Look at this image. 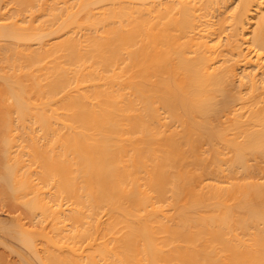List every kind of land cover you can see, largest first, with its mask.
<instances>
[{
    "label": "bare ground",
    "instance_id": "obj_1",
    "mask_svg": "<svg viewBox=\"0 0 264 264\" xmlns=\"http://www.w3.org/2000/svg\"><path fill=\"white\" fill-rule=\"evenodd\" d=\"M14 1L0 190L32 219L0 264H264V0Z\"/></svg>",
    "mask_w": 264,
    "mask_h": 264
},
{
    "label": "rangeland",
    "instance_id": "obj_2",
    "mask_svg": "<svg viewBox=\"0 0 264 264\" xmlns=\"http://www.w3.org/2000/svg\"><path fill=\"white\" fill-rule=\"evenodd\" d=\"M199 2H201V1H203V0H198ZM198 2V3H199ZM97 7V6H96ZM29 7L27 6L25 9H22V10H18L17 9V5H16V3H15V1L14 0H0V14H2V13H6V14H9V13H12V12H14L15 10H17V12L18 13H20L21 15H23V16H26V14H28L29 13V9H28ZM35 9V8H34ZM13 14V13H12ZM10 15V14H9ZM81 16V14L79 15V17ZM12 19V18H11ZM43 19H45V17L43 18ZM8 20V19H7ZM7 20H4V21H1V22H9V21H7ZM226 25V22H223V23H218V25H217V28H218V30L220 29V27H221V25ZM52 36H54V35H46L44 38H43V40H46V43L48 42V44L49 43H55L56 41H58L59 39H61V38H63L64 36H61V38H59V39H55V38H52ZM31 48H35V45H32V47ZM0 67H2L1 69H0V74H4V73H6V74H10V73H13L14 75H19V76H22L23 77V81H24V83H29V78L25 75V72H24V70H26V69H23V68H21V67H17V66H15L16 68H14V69H11L5 62H3V61H1L0 60ZM34 74L36 75V76H39L40 75V72H38L37 70L34 72ZM4 94V89H3V87L0 85V96L1 95H3ZM29 95H30V97L33 99V98H35L36 97V95L33 93V92H30L29 93ZM6 96V95H5ZM36 101V100H35ZM11 102V99L9 98L8 99V103H10ZM4 109V105L3 104H1L0 103V116L2 115V113H3V110ZM162 115H164V113L162 114ZM166 115V114H165ZM166 119H168V117L166 118ZM165 120V119H164ZM166 121H169V119L168 120H166ZM177 124V125H176ZM174 127H176L177 126V130L179 131V133H180V135L183 133V126H182V124H179V123H174ZM19 133H20V130L19 129H15L14 131H12V135H19ZM3 131L1 130L0 131V136H3ZM17 136H15V139H16V142H17V138H16ZM18 142H20V140H18ZM23 143V142H22ZM184 145V144H183ZM182 145V146H183ZM184 148H188V146H187V144L186 145H184L183 146V149ZM209 148V146L207 145V144H204V145H202V149H205V152L206 153H203V157H204V168L203 169H200L199 170V168H197V166L195 167L194 165H192V164H187V167H186V163L185 162H188L187 160H189L188 158L189 157H187V158H185L183 161L181 160V161H179V163L181 162V165L180 164H178L179 165V167H178V165H177V168L178 169H185V168H187V169H192V171H190L191 173H193V171H194V169H195V173H193V174H198L197 173V171H199V173L201 174V176H203V178L204 177H208V175L211 173V172H213L214 171V168H213V164H212V161H211V159H212V154L210 153V151H206V149H208ZM12 150H14V148H11L10 149V151H12ZM204 151V150H203ZM0 154H1V152H0ZM231 155V153L230 152H228V154L225 156V157H229ZM2 157H3V159H2ZM187 159V160H186ZM1 160H4L5 161V155H4V153L1 155V157H0V161ZM6 160H8V157L6 158ZM183 162V163H182ZM184 163H185V165H184ZM183 166V167H182ZM192 166V167H191ZM185 167V168H184ZM195 167V168H194ZM31 168L32 169H34V170H37L38 169V166L36 165V164H32L31 165ZM141 174H143V173H141ZM36 175H34L33 176V178L35 177ZM257 176H259V175H257ZM256 176V177H257ZM202 178V177H201ZM206 179V178H205ZM204 179V181H203V183H205L206 182V180ZM209 179V178H208ZM142 180L145 182V180L142 178ZM260 180H262L261 178H260ZM263 180H264V177H263ZM143 181H141V182H143ZM168 185H166V192H170V190H169V188H170V186H169V188L167 187ZM45 188H50V186L49 187H45ZM168 192V193H169ZM153 193V192H152ZM168 193H166V195L165 196H163L164 198H166V199H162L163 201H165V202H163L162 203V201H161V203H158L159 205L160 204H162V208L165 210V212H169V213H166V214H170V215H172V216H175V213H176V211L178 210V208H180V206H179V204H180V202H182L181 204H183V202H184V199L186 198V196H184V197H182V195H184V194H182L179 198L180 199H182V200H179V198H178V200H176V201H178L177 203L176 202H173L172 200V196H171V192L168 194ZM168 196V197H167ZM184 198V199H183ZM21 198L20 199H17V198H11V199H8V198H6L3 194H2V191L0 190V219H14V217L16 218V217H19V218H21L22 219V221L23 222H29V220L30 219H32V215L30 214L29 215V213H27L26 212V210H25V208H24V206H23V204L21 203ZM186 201V200H185ZM174 203V204H173ZM164 204V205H163ZM184 204H185V202H184ZM183 204V205H184ZM182 205V206H183ZM164 206V207H163ZM168 206H170V208H171V210L169 211V207ZM181 206V207H182ZM165 207H168V210L165 208ZM201 209V208H200ZM199 209V211H201ZM105 210V209H104ZM106 211V210H105ZM198 211V212H199ZM203 209H202V212H200V213H203ZM102 213H104V211H102ZM102 213H99L100 215L99 216H102L103 214ZM8 214V215H7ZM102 214V215H101ZM10 215V216H9ZM105 215L106 214H104L102 217L103 218H105L106 219V217H105ZM169 215V216H170ZM101 217V219H103ZM36 220V219H35ZM104 220V219H103ZM175 220V219H174ZM173 222V221H172ZM123 231H124V228L122 229ZM121 230V232H123ZM235 232H240V229L238 230H235ZM165 233V232H164ZM161 234H163V232H161ZM166 234V233H165ZM165 234H163L162 236H164ZM242 234V233H241ZM160 234L158 233V236H159ZM244 236V235H243ZM246 236V235H245ZM244 236V237H245ZM160 237H161V235H160ZM6 239H8V238H6ZM10 240V239H9ZM175 243H178V242H175ZM1 248H2V250H3V247L2 246H0V251H2L1 250ZM5 248V247H4ZM166 248H168V247H166ZM6 249V248H5ZM4 249V251H5V253H6V251L8 250V249H6L5 250ZM7 253L9 254V255H7V258H8V256H9V258L10 259H12L13 257L12 256H14V255H12L11 253H9L8 251H7ZM11 254V255H10ZM11 256V257H10Z\"/></svg>",
    "mask_w": 264,
    "mask_h": 264
}]
</instances>
